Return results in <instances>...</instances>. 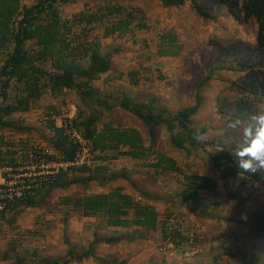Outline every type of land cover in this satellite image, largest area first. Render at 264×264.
<instances>
[{
    "label": "trees",
    "instance_id": "obj_1",
    "mask_svg": "<svg viewBox=\"0 0 264 264\" xmlns=\"http://www.w3.org/2000/svg\"><path fill=\"white\" fill-rule=\"evenodd\" d=\"M24 1L0 0V132H31L32 128L20 127L15 116L30 111L48 94L58 97L72 91L84 108L76 118H67L61 125L56 121V108L51 109L54 114L47 115L49 133L43 138L54 155L32 141L24 145L22 141L16 143L0 136V169L5 166L18 169V159L25 158L37 173L24 179L27 185L20 195L0 196V222H15L26 209L43 207L52 194L60 190L74 186L87 189L93 184L106 189L117 181L131 180L129 173L110 167L111 161L126 157L147 161L143 166L163 177H183L180 189L172 191L171 200L179 201L199 218H214L216 214L210 212L209 207L219 205L217 182L211 177L187 174L174 157L155 151L156 138L165 130L173 150L183 151L188 156L208 153L221 169L224 180L239 181L227 197L240 217L237 223L246 230L244 242L240 248L232 246L230 250L214 254L212 264H264V201L257 198L260 193L264 194V170L246 173L237 166L240 157L247 159L243 156L248 142L245 128L254 115L264 114V0H158L164 8L190 5L207 21H215L214 9L221 5L239 24L254 19L262 23L256 44H215V53L205 61L206 81L197 89L193 103L178 110L160 106L161 100L154 96L137 99L120 90L126 84L117 80L128 78L129 83L137 87L142 74L138 69L125 73L116 68L115 57L120 49L106 50L102 43V37L135 38L149 29L143 11L121 3H108L70 16L66 15L65 8L79 0H33L32 4ZM157 48L160 57H178L181 47L177 45V37L164 33ZM224 72L238 78L226 91L217 94L216 109L223 121V133L209 142L203 137L207 134L206 127L200 131L193 128L194 118L205 104L204 87L215 74ZM159 74L164 78L161 72ZM101 81L112 85L111 91L100 87ZM87 109L91 113L85 118ZM117 109L139 120L146 135L113 123L100 127L103 111L113 113ZM70 131L90 143L92 164L45 171L43 165L70 164L79 158L82 144L72 138ZM209 147L221 152L210 153ZM142 196L149 198L144 193ZM63 204L72 206L84 218L99 221L93 226V239L81 251L70 246L63 257L35 253V259H31L35 264H79L91 259L97 264H128V260L118 255H114L112 261L101 259L96 251L98 245L132 242L135 233L160 232L162 249L185 250L187 256H195L198 252L194 248L203 243L219 242L210 237L203 239L193 230H182L181 215L171 213L168 218H162L159 209L138 201L121 187L106 193L67 197ZM249 209L251 211L246 212ZM110 230L112 234L107 235ZM8 254L3 257L6 262ZM15 260L16 264L29 263L25 255Z\"/></svg>",
    "mask_w": 264,
    "mask_h": 264
},
{
    "label": "rangeland",
    "instance_id": "obj_2",
    "mask_svg": "<svg viewBox=\"0 0 264 264\" xmlns=\"http://www.w3.org/2000/svg\"><path fill=\"white\" fill-rule=\"evenodd\" d=\"M32 2L33 0L24 1L26 4H32ZM108 3H121L140 9L145 13L149 26V29L142 31L135 38L102 37L106 50L120 49L115 57L116 68L125 73L138 69L142 74L137 87L131 85L128 78L117 80L116 82L121 81L126 84L125 87L121 86L120 90L131 93L137 99L154 96L161 100L160 106L172 110H178L193 103L197 89L208 77L205 61L215 53V44L234 42L256 44L262 25L255 19L246 24H239L221 5L214 9L215 21H207L200 18L190 5L183 8H164L158 0H79L74 5L67 6L65 12L66 15L71 16L86 8ZM164 33L177 37V45L181 47L178 57L158 55L159 38ZM159 72L161 76L164 75V78L160 77ZM237 78L238 76L225 72L218 73L204 87L205 104L194 118L193 128L200 131L202 127H206L207 134L203 137L209 142L216 140L223 133V121L216 109L217 94L222 90L226 91L231 82ZM98 85L106 91L112 89V85L104 84L102 81ZM126 88L129 90H125ZM52 108L57 109L56 121L58 125H61L62 121L67 118H76L84 105L78 95L72 91L58 97L48 94L37 102L33 109L15 116L18 125L32 128L31 132L6 131L0 132V136L14 140L16 143L22 141L25 145L28 141H32L48 148L43 135L49 133L46 119L49 113L54 114ZM90 113L91 111L87 109L85 118ZM105 123H113L115 126L126 129H136L146 135L141 122L120 109L113 113L103 111L100 127ZM146 145L149 146L150 141L147 140ZM154 149L174 157L181 168L187 171V174L211 177L217 182L218 198L216 201L219 205L209 207L210 212L216 214L214 218H199L179 201L171 200L172 191L180 189L183 177L179 175L163 177L143 166L144 163H148L147 161L121 158L118 161H111L110 167L117 172L129 173L131 180L117 181L106 189L93 184L87 189L74 186L69 190H60L54 192L43 207L26 209L15 222H0L2 223L0 224V264H16V257L22 258L24 255L29 260L28 264H35L31 260L35 259V253L57 258L65 256L70 246H75L77 251L86 249L93 239V226L99 221L95 218H84L81 213L75 212L72 206H65L64 199L72 196L106 193L118 187L123 188L138 201L155 206L159 209L162 218H168L171 213L181 215L183 217L180 219L182 230H193L203 239L210 237L219 242L203 243L196 249L194 248L198 252L195 256H187L185 250H174L169 247L162 249L160 232L150 235L135 233L132 242H123L115 246L98 245L97 257L112 261L114 255H118L121 259L128 260V264H212L214 254L230 250L232 246L240 248V244L244 242L246 230L237 223L240 217L237 216L236 208L227 197L228 192L236 188L239 181L224 180L221 169L216 167L214 161L208 157V153L197 152L188 156L183 151L173 150L165 130L159 132ZM48 150L52 153L51 155H54L51 148ZM209 151L215 155L221 152L216 147H209ZM18 163L20 165L18 169L8 166L0 169V196L2 198L15 193L20 195L24 190V185H27L24 179L37 174L36 168L31 167L25 158L23 161L18 159ZM52 167L56 166L52 165ZM143 193L149 198H144ZM257 198H259L258 201L263 202L264 194L260 193ZM255 208L254 206L251 210ZM235 219L236 221H233ZM113 230L107 232V235L112 234ZM7 253H9V260L6 262L3 257ZM97 263L91 259L79 264Z\"/></svg>",
    "mask_w": 264,
    "mask_h": 264
},
{
    "label": "clouds",
    "instance_id": "obj_3",
    "mask_svg": "<svg viewBox=\"0 0 264 264\" xmlns=\"http://www.w3.org/2000/svg\"><path fill=\"white\" fill-rule=\"evenodd\" d=\"M247 144L243 156L237 160L239 169L246 173H256L264 170V114H257L251 118L244 131Z\"/></svg>",
    "mask_w": 264,
    "mask_h": 264
},
{
    "label": "built area",
    "instance_id": "obj_4",
    "mask_svg": "<svg viewBox=\"0 0 264 264\" xmlns=\"http://www.w3.org/2000/svg\"><path fill=\"white\" fill-rule=\"evenodd\" d=\"M70 134L72 135V138L76 139L78 142H80L82 144V151H81V154H80L79 158L77 159V161L70 163V164L43 165L45 168V171H46V169H52V168L57 169L59 167L60 168H67V167L75 166V165L81 166V165H91L92 164L93 155L90 152V150H91L90 145H89L90 143L88 141H86L85 139H83V137L75 131H70ZM52 165H55L56 167H52Z\"/></svg>",
    "mask_w": 264,
    "mask_h": 264
}]
</instances>
